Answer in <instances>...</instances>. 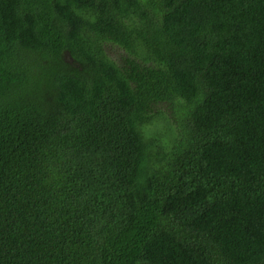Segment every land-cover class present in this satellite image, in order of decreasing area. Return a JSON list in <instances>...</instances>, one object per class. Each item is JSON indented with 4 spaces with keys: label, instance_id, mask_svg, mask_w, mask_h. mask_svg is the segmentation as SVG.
Masks as SVG:
<instances>
[{
    "label": "trees",
    "instance_id": "trees-1",
    "mask_svg": "<svg viewBox=\"0 0 264 264\" xmlns=\"http://www.w3.org/2000/svg\"><path fill=\"white\" fill-rule=\"evenodd\" d=\"M0 264H264V0H0Z\"/></svg>",
    "mask_w": 264,
    "mask_h": 264
}]
</instances>
